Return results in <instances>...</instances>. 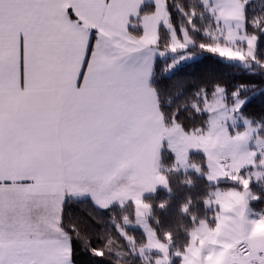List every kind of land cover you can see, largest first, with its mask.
I'll list each match as a JSON object with an SVG mask.
<instances>
[{"label": "snow or ice", "instance_id": "1", "mask_svg": "<svg viewBox=\"0 0 264 264\" xmlns=\"http://www.w3.org/2000/svg\"><path fill=\"white\" fill-rule=\"evenodd\" d=\"M143 2L0 0V264H73V240L97 257L108 256L107 242L95 246L78 226L65 225L68 197L96 200L90 185L100 186L105 208L131 203L132 220L122 219L143 226L141 243L118 229L129 244L119 255L142 261L151 256V264H173L175 258L179 264H207L217 255L225 264H264V238L254 232L264 223V210L250 209L259 199L250 184L264 178V123L245 117L244 132L228 129L227 120L235 125V116H243L242 98L210 113L198 128L186 126L179 109L164 112L153 78L170 52L194 45L174 35L162 38L159 26L170 20L166 0H156L154 11L141 15ZM236 14L222 9L219 17ZM247 23L253 32L244 27L246 54L223 45L199 47L264 68L256 55L264 17ZM136 28L142 31L130 30ZM195 94L204 101L209 95L203 88ZM213 95L219 105L227 90L215 85ZM193 107L210 111L197 102ZM252 137L254 149L248 148ZM165 150L174 157L171 167L161 163ZM191 151L205 156L206 179L216 185L205 204L215 212L211 223L201 221L189 233L184 248L174 249L170 232L161 239L147 223L151 205L143 195L168 188V173L186 166ZM249 167L254 177L242 174ZM229 182L239 187H220Z\"/></svg>", "mask_w": 264, "mask_h": 264}, {"label": "trees", "instance_id": "2", "mask_svg": "<svg viewBox=\"0 0 264 264\" xmlns=\"http://www.w3.org/2000/svg\"><path fill=\"white\" fill-rule=\"evenodd\" d=\"M167 12L170 14L168 25L161 29V36L168 39L171 30L180 42L191 40L194 46L187 51L178 50L175 55L168 56L164 64L153 78V86L159 92V101L166 113H172L179 109L181 121L188 127L198 128L208 121V113L197 111L193 102L200 104L213 98L215 85L223 86L227 90L225 102L228 105L234 103L232 92H238L237 99H244L246 103L242 108V117L249 118L252 123H264V68L253 64L251 68L244 67L225 60L220 55L205 51L199 45H212L215 42L207 37L205 26L200 18L211 22L213 19L206 13V8L201 0H166ZM152 5L145 6L141 15L152 13ZM257 17H264V0H254L246 5L245 26L247 32L252 33L253 28L248 21H255ZM212 23V22H211ZM170 28V30L168 29ZM141 32V28L130 29ZM258 31V30H257ZM257 56L264 60V35L259 39ZM191 54V55H189ZM194 56V59L184 61L180 57ZM174 64L171 70L167 65ZM208 90L207 101L198 100L195 93L200 89ZM173 156L167 150L162 153V165L171 167ZM191 162L200 166V172H169L170 190L158 189L154 195L146 196L145 202L151 205L150 225L163 239L164 233L172 234V247L184 248L189 242V233L202 220L210 219L214 211L209 210L205 199L209 198L210 191L216 189V185L206 179L207 168L204 167L205 156L203 154H192ZM234 183L221 184V188L238 187ZM253 196L259 199L251 202L253 210L258 213L264 210V181L250 184ZM163 205V207H161ZM188 205V210L184 206ZM124 216L130 220L133 218V205L130 203L123 208L113 206L110 208H99L94 202L87 199L67 198L65 203V225L78 226L82 232L92 238L95 246L103 247L107 242L112 252L105 257H97L89 251L80 240H73V264H146L140 256H131L126 253L129 244L126 242L121 231L126 230L130 237H134L138 243L143 242L144 233L141 229L127 227ZM158 221V222H157Z\"/></svg>", "mask_w": 264, "mask_h": 264}, {"label": "rangeland", "instance_id": "3", "mask_svg": "<svg viewBox=\"0 0 264 264\" xmlns=\"http://www.w3.org/2000/svg\"><path fill=\"white\" fill-rule=\"evenodd\" d=\"M252 1H254V0H201V3L206 8L205 9L206 10V13L213 20L211 21L212 22L211 23V22L206 21L205 18H202V16L199 17V18H200V21L202 22V24L205 26V28L207 30V32H206L205 35L207 37H210L215 42V46L223 45L224 47H227V48H230V49H235L237 51H243L246 54V51H247L248 46L245 43H243V41L245 39V36H244L245 9H246V5L248 3H250V2H252ZM222 9L223 10H226V11H233V10H235L237 14H236L235 17H219V13H220V11ZM166 25H168V23ZM168 29L170 30V28H168ZM183 33H184V39L185 40H183V41L180 42L175 37L176 41L179 42V43L191 42V40H187V34H186V32H183ZM171 35H174L175 36V33L172 30H171ZM256 51H257V49H256ZM175 54L176 53H171L170 52L168 54V56L175 55ZM256 55H257V52H256ZM223 58L225 60H227V61L233 62L235 64H238V65H241V66H244V67H248V68H251L253 64H256L257 66L259 65L257 63L252 62L251 60H249L247 62V64H245V63H242L239 60L226 59L225 57H223ZM189 59H194V56L185 57V60L184 61H187ZM217 99H218V97H216L214 95L213 98L211 99V101H207V102L204 103V108L205 107H208L209 110H210V111L207 112L208 115H209L208 116V121L210 120V113H211V116H215L217 114V112L223 110L225 104L228 105V103H226L225 100H221L220 101V104L217 105L216 104V100ZM235 100H238V99L236 98ZM228 106H231V105H228ZM235 119H236V124L235 125L232 124V120L231 119H229V120L226 121V125H227L228 129L229 130H232L233 128H236L240 132H244L246 130L245 118L242 117V116H240V115H236L235 116ZM262 135H264V133H262ZM256 140H257V137H252L250 139L249 143H248V148H251V149L256 148ZM195 153L203 154L201 151H191L188 154V156H187L186 166H184V165H177L178 170H175V172H185V173H187L189 171L198 172L196 170V166H199V165L191 162V160H190L191 159L190 158L191 155L192 154H195ZM245 173H247V174H253V177H254V170L251 167L243 170L242 174H245ZM260 181L263 182L264 181V178H262L259 181H257L255 178H253V180H252L251 183H253V182L259 183ZM238 187H232V188H238ZM93 189H95V191H93ZM158 189H163V190H167L168 191L169 190V187L168 188L158 187L157 190ZM215 190L216 189H214L213 191H215ZM87 191L88 192H92L93 195L96 196V200L95 201L93 199L92 200L94 201V204L97 207L102 208V209L105 208L99 202L100 201V198L102 196V190H101L100 186L90 185V186H88ZM108 191L109 190H107V189H103V193L104 194H107ZM156 191L155 192L149 191V192L144 193L143 200H144V198L146 196L154 195L156 193ZM250 191H251V188H250ZM251 193H252V191H251ZM82 199H87V198H82ZM89 199H91V198H89ZM145 203H147V202H145ZM128 204H130V203H128ZM128 204H126V205H128ZM113 206H119V204L116 203V202H112L111 203V206H109L107 208H110V207H113ZM207 208L209 210H212V211L215 212V208L214 207L207 206ZM250 209H251V213L252 214H255L256 213L253 210L251 204H250ZM150 215H151V211H150V214L147 216V223L149 225H150V222H149ZM212 217H213V215L210 216V219H207V221L209 223L212 222V219H211ZM225 219L227 221L229 219V217H225ZM202 221H204V220H202ZM199 223H198V225H199ZM126 226L127 227H131V228L141 229L142 232L144 233L143 226L135 224L134 221L131 222V223H129V224H127ZM197 226H195L193 230H195V228ZM150 227H151V225H150ZM254 232H255V235L257 237L264 238V223H258L255 226V228H254ZM144 235H145V233H144ZM216 257H218V255L217 256H214L211 261H208L207 262V264H217ZM144 262L146 264H151V256L149 257L148 260H144ZM173 264H179V258H175L173 260ZM194 264H200V261H195ZM218 264H225L224 259L222 258L218 262Z\"/></svg>", "mask_w": 264, "mask_h": 264}, {"label": "crops", "instance_id": "4", "mask_svg": "<svg viewBox=\"0 0 264 264\" xmlns=\"http://www.w3.org/2000/svg\"><path fill=\"white\" fill-rule=\"evenodd\" d=\"M147 5H152L153 6V8L155 9V7H157L158 5L156 4V0H144V2L142 3V5H141V7H140V9H139V11H140V13H141V11H142V9L145 7V6H147ZM154 11V10H153ZM166 11H167V7H166ZM168 23V22H167ZM163 26H166V24H164V23H162L160 26H159V31L161 32V29H162V27ZM142 29V28H141ZM92 35H93V37H95V30H92ZM165 143H166V141H165ZM121 183H123V184H126L127 183V181H123V182H121ZM93 186H98V185H93ZM108 190V189H107ZM68 198H71V199H82V198H90V197H88L86 194L85 195H83V196H70V197H68ZM92 200V199H91ZM93 201V200H92ZM94 202V201H93ZM142 226V225H141Z\"/></svg>", "mask_w": 264, "mask_h": 264}, {"label": "clouds", "instance_id": "5", "mask_svg": "<svg viewBox=\"0 0 264 264\" xmlns=\"http://www.w3.org/2000/svg\"><path fill=\"white\" fill-rule=\"evenodd\" d=\"M221 259H222L221 256L216 257L217 264H218V262H219Z\"/></svg>", "mask_w": 264, "mask_h": 264}]
</instances>
